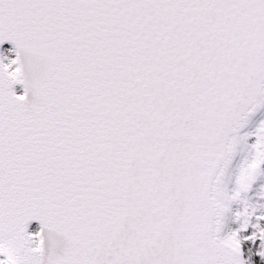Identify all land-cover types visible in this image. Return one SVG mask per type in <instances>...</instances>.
<instances>
[{
  "label": "snow or ice",
  "instance_id": "6c2138e0",
  "mask_svg": "<svg viewBox=\"0 0 264 264\" xmlns=\"http://www.w3.org/2000/svg\"><path fill=\"white\" fill-rule=\"evenodd\" d=\"M0 264H264V0H0Z\"/></svg>",
  "mask_w": 264,
  "mask_h": 264
}]
</instances>
